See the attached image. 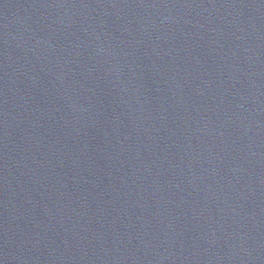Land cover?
Listing matches in <instances>:
<instances>
[{
    "label": "water",
    "instance_id": "obj_1",
    "mask_svg": "<svg viewBox=\"0 0 264 264\" xmlns=\"http://www.w3.org/2000/svg\"><path fill=\"white\" fill-rule=\"evenodd\" d=\"M16 0H0V12Z\"/></svg>",
    "mask_w": 264,
    "mask_h": 264
}]
</instances>
